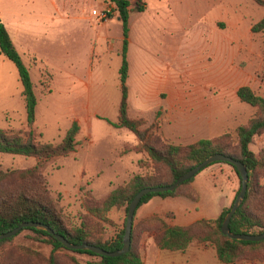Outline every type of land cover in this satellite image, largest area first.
<instances>
[{
	"label": "rangeland",
	"instance_id": "obj_1",
	"mask_svg": "<svg viewBox=\"0 0 264 264\" xmlns=\"http://www.w3.org/2000/svg\"><path fill=\"white\" fill-rule=\"evenodd\" d=\"M75 1H79L84 19H76L77 12L69 8L67 19L53 27L51 56L43 62L48 72L35 65L30 68L21 57L35 85L32 128L38 139L58 144L76 122L80 132L75 150L40 164L36 157L0 153L1 172L39 167L50 196L70 226L89 220L84 200H100L151 171L145 153L128 152L138 144L135 135L111 125L117 122L121 98L122 26L115 7L107 0ZM130 2L129 117L142 119L145 127L155 123L159 137L183 146L226 132L234 134L237 127L247 124L255 109L241 103L236 92L249 86L264 97V32H252L253 25L264 18V6L253 0H142L145 9L137 12L136 1ZM94 11L107 12L106 19L101 20ZM38 68L45 73L40 85ZM0 104L1 129H28L24 101ZM250 150L256 154L264 151V134L255 138ZM258 183L264 189V176L260 175ZM190 187L198 193L197 201L154 197L137 209L133 246L142 262L148 249L161 252L153 242L156 225L150 218L157 216L170 225L183 226L216 219L232 205L240 181L231 166L217 163L200 171ZM126 216L124 210L111 211L109 222L102 223L103 239L116 237ZM32 237L33 233L23 231L6 248L11 262L26 257L19 249L22 246L49 255L50 246L34 242ZM190 247L193 254L201 248L215 254L211 246L193 243ZM164 253L178 258L174 264H193L182 260L186 259L183 254ZM69 257L80 264L99 261L64 251L58 264H73ZM205 264L223 263L214 258ZM234 264H264V248L246 249Z\"/></svg>",
	"mask_w": 264,
	"mask_h": 264
},
{
	"label": "trees",
	"instance_id": "obj_2",
	"mask_svg": "<svg viewBox=\"0 0 264 264\" xmlns=\"http://www.w3.org/2000/svg\"><path fill=\"white\" fill-rule=\"evenodd\" d=\"M107 1L115 7L117 18L122 26L121 66L119 68L121 98L117 122L111 125L117 129H127L135 135L138 144L128 149V152L145 153L151 171L146 175L134 177L130 182L118 187L100 200H94L91 197L84 200L89 220L83 221L79 226H70L64 222L38 166L26 170L0 171V235L12 231L22 223L37 222L48 226L54 233L63 236L75 245H94L107 252H115L122 248L126 219L123 229L116 237L103 239L102 223L109 222L107 216L111 211L124 210L127 213L131 201L139 191L145 188L172 185L189 170L216 154H223L240 161L246 167L249 177L245 200L229 224L231 232L252 235L262 233L264 231V189L259 185L258 179L260 175L264 176V151L256 154L250 150V145L256 137L264 133V97L256 94L249 86H242L237 90L236 95L239 101L254 108L255 113L247 124L237 127L234 134L226 132L220 136L200 139L184 146L173 145L163 140L157 134L155 123L145 127L142 119L135 120L128 115L126 83L129 67L127 53L131 2L130 0ZM134 1H136V11L142 12L145 9L141 3L142 0ZM253 1L264 6L262 0ZM252 32H264V18L253 25ZM0 56L10 60L17 69L23 89L22 96L28 125V129L22 131L0 128V153L36 157L40 164L48 159L67 156L73 152L80 132V127L76 122L72 123L65 137L58 144L41 142L34 132L32 127L37 106L35 85L31 81L29 69L23 63L1 21ZM48 77L51 79L49 73ZM231 167L237 174L235 168ZM194 178L181 184L173 192L150 193L144 196L139 207L147 204L154 197H184L197 201L198 193L190 187ZM230 207L224 208L216 219H201L188 226L170 225L160 217L154 216L150 218V221L156 225V228L152 230L154 231L153 242L159 250L169 252H184L193 243L211 246L221 263L234 264L243 258L246 249L255 251L264 248V240L258 243L241 242L224 236L221 233V225ZM23 231L33 233L32 241L50 246L49 255L45 256L22 246L19 249L26 257L21 261L11 262L9 259L11 254H5L6 248L12 244L17 235L0 241V264H58V257L64 251L96 257L99 261L95 264H142L141 254L133 246L135 239L133 227L129 252L115 258L99 256L89 251L68 250L45 231L32 228ZM69 258L73 264H80L73 257Z\"/></svg>",
	"mask_w": 264,
	"mask_h": 264
},
{
	"label": "crops",
	"instance_id": "obj_3",
	"mask_svg": "<svg viewBox=\"0 0 264 264\" xmlns=\"http://www.w3.org/2000/svg\"><path fill=\"white\" fill-rule=\"evenodd\" d=\"M78 2L75 0H0V21L6 28L15 49L22 58L26 59L30 68L33 67L32 65H35V68L37 66L41 68L43 62L48 61L52 49L50 45L51 30L57 23L61 26L62 22L67 19L69 8L75 13L77 12L76 19L83 21V12L79 9ZM52 13H54V18H52ZM64 53L63 56L67 59L68 52L65 50ZM39 73L40 85L45 73L42 69H39ZM22 90L15 65L6 57L0 56V103L10 102L13 99H19L20 102L24 101ZM263 134L257 138H262ZM171 225L183 226L175 223ZM190 246L184 252H170V254H183L186 259L183 258L182 260L193 264H205L208 259L217 258L216 253H210L204 248L196 251L194 253L196 256H192L194 254L190 253ZM164 252L169 251L161 250V252L156 253L148 249L142 264H174L177 261V257L165 255Z\"/></svg>",
	"mask_w": 264,
	"mask_h": 264
},
{
	"label": "water",
	"instance_id": "obj_4",
	"mask_svg": "<svg viewBox=\"0 0 264 264\" xmlns=\"http://www.w3.org/2000/svg\"><path fill=\"white\" fill-rule=\"evenodd\" d=\"M119 20V19H118ZM215 163H227L231 166H233L240 178V190L237 194V196L234 199L233 204L230 207V210L228 211L227 215L225 216L223 223L221 225V233L228 237L231 240L235 241H241V242H253L258 243L264 240V231L260 234L252 235V234H235L231 232L229 228V224L231 222V219L236 214V212L239 210V208L242 206L247 189H248V172L246 167L237 160H234L233 158L223 155V154H216L209 158H207L205 161H203L201 164L197 165L193 169L189 170L187 173L182 175L180 178H178L172 185L169 186H163V187H156V188H145L141 191H139L133 200L131 201L127 216H126V223H125V231L124 236L122 240V248L120 250H117L115 252H107L102 248L96 247L94 245H88V244H80L75 245L73 243H70L68 240H66L63 236L58 235L54 233L48 226L43 225L41 223L37 222H26L22 223L17 228L13 229L10 232H7L5 234L0 235V241L10 239L12 237H15L19 235L24 229L32 228L40 231H45L49 235H52L59 243H61L66 249L71 251H89L91 253H94L99 256L103 257H120L122 255H125L129 252L131 247V232L133 227V221L135 213L139 207V204L142 200V198L150 193H166V192H173L175 191L181 184L193 179L200 171H202L204 168L213 165Z\"/></svg>",
	"mask_w": 264,
	"mask_h": 264
},
{
	"label": "built area",
	"instance_id": "obj_5",
	"mask_svg": "<svg viewBox=\"0 0 264 264\" xmlns=\"http://www.w3.org/2000/svg\"><path fill=\"white\" fill-rule=\"evenodd\" d=\"M95 15H97L101 20H104L106 19V15H107V12H100V13H97L96 11L93 12ZM107 21V20H106Z\"/></svg>",
	"mask_w": 264,
	"mask_h": 264
}]
</instances>
